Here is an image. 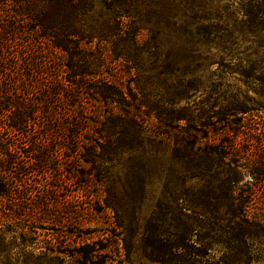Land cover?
Segmentation results:
<instances>
[{"label":"rangeland","instance_id":"rangeland-1","mask_svg":"<svg viewBox=\"0 0 264 264\" xmlns=\"http://www.w3.org/2000/svg\"><path fill=\"white\" fill-rule=\"evenodd\" d=\"M257 1L132 0L146 49L132 72L156 140L142 158L99 160L86 187L91 164L68 138L8 144L0 164L18 169L0 196V264H264L263 226L234 216L251 191L264 215V181L249 169L264 179V25L246 11Z\"/></svg>","mask_w":264,"mask_h":264},{"label":"trees","instance_id":"trees-1","mask_svg":"<svg viewBox=\"0 0 264 264\" xmlns=\"http://www.w3.org/2000/svg\"><path fill=\"white\" fill-rule=\"evenodd\" d=\"M131 2L0 0V154H9L8 146L22 137H33L34 144L54 137L61 146L68 138L71 152L91 164L89 170H81L83 187L90 184L93 171L101 169L99 160L128 151L142 158L140 152L156 140V132L150 130L155 117L142 94L141 74L132 72L134 66L141 67L137 64L146 49L140 28L127 18L133 11ZM246 11L264 25V2H253ZM130 61L134 65L129 67ZM175 120L168 119L166 126L173 127ZM260 145L263 150L264 132ZM218 146L219 157L239 161L247 154L252 160L249 151L242 154ZM251 163V174L264 181L256 162ZM0 168V196L11 197V173L18 164ZM3 171L10 173L5 182ZM26 181L27 176L20 180ZM255 197L251 191L248 203L233 213L264 228L263 213L250 208Z\"/></svg>","mask_w":264,"mask_h":264}]
</instances>
